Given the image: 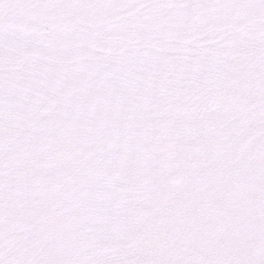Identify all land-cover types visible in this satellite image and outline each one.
Returning <instances> with one entry per match:
<instances>
[{
	"label": "snow or ice",
	"instance_id": "snow-or-ice-1",
	"mask_svg": "<svg viewBox=\"0 0 264 264\" xmlns=\"http://www.w3.org/2000/svg\"><path fill=\"white\" fill-rule=\"evenodd\" d=\"M0 264H264V0H0Z\"/></svg>",
	"mask_w": 264,
	"mask_h": 264
}]
</instances>
